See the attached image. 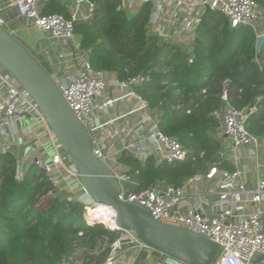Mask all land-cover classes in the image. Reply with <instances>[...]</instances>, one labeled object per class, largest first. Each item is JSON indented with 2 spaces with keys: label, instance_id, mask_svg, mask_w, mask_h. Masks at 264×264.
Returning a JSON list of instances; mask_svg holds the SVG:
<instances>
[{
  "label": "built area",
  "instance_id": "2783aa9c",
  "mask_svg": "<svg viewBox=\"0 0 264 264\" xmlns=\"http://www.w3.org/2000/svg\"><path fill=\"white\" fill-rule=\"evenodd\" d=\"M4 1L0 0V25L6 26L2 13L12 7H18L24 22L17 25L12 22L14 26L9 28L10 32L17 36L23 27L44 33V42L51 52L49 60H42L35 48L30 50H33L52 73H57L65 99L94 138L95 154L108 165L119 183L126 184L127 190L121 194L122 200L146 206L156 219L165 224L207 234L221 247L214 264H252L255 254L264 255V179L259 177L257 184L250 187L241 167L243 149L247 150L248 158L259 159L262 138L253 135L247 128L249 119L259 112L258 105L243 110L234 108L230 105L229 93L225 89L220 97L223 107L212 114L220 123L222 149L217 160L209 165L208 172L195 175L181 187L163 183L139 190L134 176L129 174L130 168L121 162L122 156L133 157L142 164L154 158L157 165L183 163L190 158L189 150L178 139L160 129L159 118L151 112L148 100L135 91L150 80L149 76L120 81L118 85L126 93L120 97L107 96L108 73L93 67L90 61L93 50L81 49V40L78 39L75 29L78 22L91 20L96 9L92 0H75L76 8L70 13V18L61 14H45L47 0H12L14 2L11 6H2ZM197 1L205 8L209 7L228 17L232 28L246 26L252 28L257 36L264 35V32L258 29L261 9L256 1ZM145 3H152L154 6L150 20V29L154 32L166 21L163 14L165 0H121L120 10L132 17ZM83 6L86 7L85 12L81 10ZM200 18H193L190 9L179 3L169 16L171 24L176 27L175 38L166 40L187 46L192 44ZM68 50L73 52L69 57L71 61H66L65 53ZM228 84L229 81H226L225 86ZM125 98L137 101L133 112L107 122L99 119L100 116L108 114L111 106ZM133 113H138L139 120L134 127L128 128L127 141L123 140L119 149L113 144L110 145L111 140L120 135L119 131L110 130L109 126ZM190 113L189 110L188 114ZM24 116L39 118L46 124L43 114L28 93L15 86L10 74L0 71V153L11 152V128ZM48 132L55 154L51 163L41 159L35 162L39 169L40 181L48 179L55 189L54 192L64 198L63 201L83 204L84 220L88 226L103 224L111 231L117 232L120 228L116 212L111 214L109 220L92 212L100 204H95L89 199L71 158L63 151L60 142L49 128ZM226 163L230 164L232 169ZM29 167L20 165L17 180L25 181ZM205 180L213 182L220 191L213 201L212 222L196 207L182 209L184 203L192 202L199 195L196 184H202ZM74 189L80 190L81 195L74 194ZM215 193L216 190L212 195ZM120 239H131L141 248H147L135 238L133 232L127 231L113 244V253L120 246ZM102 251V248L87 250L89 255L95 257ZM114 259V256L110 257L106 264H113ZM61 264H85V261L70 256Z\"/></svg>",
  "mask_w": 264,
  "mask_h": 264
},
{
  "label": "trees",
  "instance_id": "16d2710c",
  "mask_svg": "<svg viewBox=\"0 0 264 264\" xmlns=\"http://www.w3.org/2000/svg\"><path fill=\"white\" fill-rule=\"evenodd\" d=\"M254 1L264 12V0ZM92 2L96 9L91 20L75 26L81 49H92L93 67L115 73L119 81L149 76L135 91L148 100L160 129L189 150L190 158L175 164L157 165L154 158L142 164L122 156L139 190L163 183L181 187L217 160L222 149L220 123L212 114L223 107L220 97L225 89L232 107L259 106L247 128L264 138V48L257 50L258 36L252 28H232L228 17L207 7L187 46L150 29L152 3L129 17L120 10L121 0ZM45 14L70 18L59 0H47ZM19 167L11 152L0 153V264H61L70 256L85 264H106L119 234L103 224L88 226L85 206L63 201L48 179L40 181L35 164L24 182L17 180ZM105 238L106 249L99 256L89 255L87 250L101 248Z\"/></svg>",
  "mask_w": 264,
  "mask_h": 264
},
{
  "label": "water",
  "instance_id": "95a60500",
  "mask_svg": "<svg viewBox=\"0 0 264 264\" xmlns=\"http://www.w3.org/2000/svg\"><path fill=\"white\" fill-rule=\"evenodd\" d=\"M2 18L6 26L0 25V71L10 74L15 86L24 89L38 106L46 126L71 158L89 199L95 204L110 206L116 212L119 236L131 231L147 247L141 248L131 239H120V246L115 249L119 257L114 264H149L150 259L156 264H214L221 247L207 234L165 224L146 206L121 199V194L127 190L126 184L119 183L108 165L95 154L94 138L65 99L57 73L48 70L41 59L10 32L9 28L14 26L11 20L18 18L15 25L24 22L19 8L4 11ZM263 48L264 35H260L257 50L262 52ZM50 54L47 49L41 55L46 58ZM219 192L216 190L209 199L206 215L210 222L213 201ZM263 261V254L257 253L252 258V264Z\"/></svg>",
  "mask_w": 264,
  "mask_h": 264
},
{
  "label": "crops",
  "instance_id": "0c3cea01",
  "mask_svg": "<svg viewBox=\"0 0 264 264\" xmlns=\"http://www.w3.org/2000/svg\"><path fill=\"white\" fill-rule=\"evenodd\" d=\"M61 4L66 6L69 10V13H71L76 8V1L75 0H59ZM14 1H4L2 3V6H11V4ZM179 3L184 4V6H187L188 9H190V15L193 18L201 17L203 13L205 12L206 8L203 6L201 2H198L197 0H165V4L163 6V14L166 16V21L163 23V26L161 28H157L154 33L160 34L164 38H169L172 36L171 39L175 38V26L171 24L169 16L170 13L176 9ZM83 12L86 11V7L83 6L81 8ZM13 23L18 22V18H14L11 20ZM78 36V35H77ZM18 37L21 38L23 42H25L26 46L31 48H35L38 52V54L41 56V59L49 60L50 55H48L46 58L43 57L41 54L46 51L48 48V45L44 42L45 35L41 31L37 29H26V28H20V31L18 32ZM78 39L81 40L80 36H78ZM50 50V49H49ZM73 55V52L67 51L65 53L66 61H71L69 57ZM108 82H109V89L107 96L111 97H120L126 93L125 90L120 88L119 80L115 73H108ZM137 107V101L133 98H125L124 100L118 102L117 104L111 106L108 109V114L102 115L99 117V119L103 122H107L111 119H116L119 116H124L126 114H129L130 112H133L134 109ZM138 113H133L126 118L116 121L113 124L109 126L110 130H117L119 131V137L115 140H111L110 145L116 146V148L119 149V144L123 141L128 139L127 137V130L128 128H131L132 126L138 122ZM37 118L29 116L27 120L24 122H16L11 128V142H10V149L11 153L16 157L18 163L23 166L25 165V149H30L31 152H41L44 151L45 147L41 142L38 140H35L36 138L33 136V134L39 133L41 130L45 131V126H42V122L40 120H36ZM41 127V129L39 128ZM125 129V131H124ZM36 136V135H35ZM219 137L220 134H219ZM259 159L256 160L253 157L248 158V152L246 149H243L241 151V158H242V169L246 174V179L248 180L249 186L253 187L257 184L258 178L264 179V138L261 140L260 148H259ZM227 166L232 169V166L230 164H227ZM208 172L207 171L205 173ZM197 191H200L199 195L192 200V202H186L184 205H182L183 210H187L189 207H196L200 209L202 212L207 214L208 208H209V199L212 196V192L216 189V185L213 182L205 180L202 184H196ZM213 190V191H212ZM80 190L74 189V194H77L78 196L81 195ZM191 198V197H190ZM108 245L107 238H105V241L102 242V249L103 251L106 249ZM102 251V252H103ZM114 256V263L119 257V255L116 253V250H114V253L112 254ZM113 263V264H114ZM149 264H156V261L153 259H150Z\"/></svg>",
  "mask_w": 264,
  "mask_h": 264
},
{
  "label": "rangeland",
  "instance_id": "374dc122",
  "mask_svg": "<svg viewBox=\"0 0 264 264\" xmlns=\"http://www.w3.org/2000/svg\"><path fill=\"white\" fill-rule=\"evenodd\" d=\"M258 29L260 31L264 32V12L263 11H261V20H260V24H259ZM171 38H172V36H170L168 39H171ZM168 41H171V40H168ZM28 117L29 116H24L18 122L19 123L24 122L25 120H27ZM36 120H40V119L37 118ZM41 122L43 124L42 126H45V131L41 130L39 133L33 134V136L36 138L35 140H38L39 142H41V144L44 145L45 149H44V151L36 152V153H35V151L31 152L30 149H25V156L27 157L25 160V165H28V166L32 165L33 162L35 161V159H37V158L41 159V160H45L48 163H51L53 155L55 154L53 144H52L50 136H49L48 128L43 121H41ZM39 128L41 129V127H39ZM209 165H211V164L207 163V168H209ZM198 174H205V173H198Z\"/></svg>",
  "mask_w": 264,
  "mask_h": 264
},
{
  "label": "bare ground",
  "instance_id": "6f19581e",
  "mask_svg": "<svg viewBox=\"0 0 264 264\" xmlns=\"http://www.w3.org/2000/svg\"><path fill=\"white\" fill-rule=\"evenodd\" d=\"M95 208L96 209L93 210L92 212L94 214L102 215L105 220H109L111 214L114 212L113 209L110 206H107V205H104V204L97 205Z\"/></svg>",
  "mask_w": 264,
  "mask_h": 264
},
{
  "label": "flooded vegetation",
  "instance_id": "af4514ba",
  "mask_svg": "<svg viewBox=\"0 0 264 264\" xmlns=\"http://www.w3.org/2000/svg\"><path fill=\"white\" fill-rule=\"evenodd\" d=\"M30 49H31V47H30ZM33 51V50H32Z\"/></svg>",
  "mask_w": 264,
  "mask_h": 264
}]
</instances>
